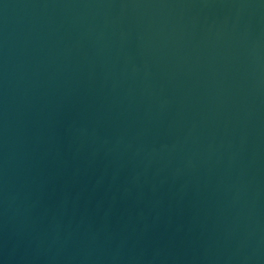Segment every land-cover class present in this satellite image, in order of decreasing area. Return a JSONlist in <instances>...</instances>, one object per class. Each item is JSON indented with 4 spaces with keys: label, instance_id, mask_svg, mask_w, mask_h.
<instances>
[{
    "label": "water",
    "instance_id": "95a60500",
    "mask_svg": "<svg viewBox=\"0 0 264 264\" xmlns=\"http://www.w3.org/2000/svg\"><path fill=\"white\" fill-rule=\"evenodd\" d=\"M0 264H264V0H0Z\"/></svg>",
    "mask_w": 264,
    "mask_h": 264
}]
</instances>
